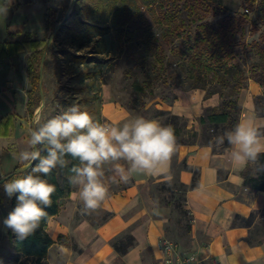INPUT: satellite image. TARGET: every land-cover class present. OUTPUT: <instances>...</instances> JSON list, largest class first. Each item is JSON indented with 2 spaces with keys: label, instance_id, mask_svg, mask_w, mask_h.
Here are the masks:
<instances>
[{
  "label": "crops",
  "instance_id": "crops-1",
  "mask_svg": "<svg viewBox=\"0 0 264 264\" xmlns=\"http://www.w3.org/2000/svg\"><path fill=\"white\" fill-rule=\"evenodd\" d=\"M54 1L0 0V177L25 166L19 154L26 145L33 117L26 111L25 63L36 44L47 38L44 16L50 13ZM261 93V86L248 79L246 88L238 94V120L253 116L260 127L264 126V117L256 116L253 107L254 97ZM203 94L197 89L179 91L166 108L197 129L196 119L202 108L218 107L220 101L216 94L207 98ZM101 111L105 122L113 126L130 120L109 99ZM210 149L197 144L178 146L166 173H134L126 184L119 182L115 165L127 168V162H107L102 179L109 191L101 207L91 215H82V204L73 189L47 221L45 231L53 243L41 263L166 264L161 242L168 238L172 203L166 196L158 203L151 188L159 193L161 184L171 187L179 183L186 187L183 207L191 220L185 242L175 244L174 256L194 254L203 264H264V191L243 186L245 167L232 164L230 148L222 153ZM193 167L198 168V177L196 185L190 187ZM169 175L170 182L165 178ZM251 213L254 219L249 226L232 224L235 216L247 218ZM127 239L132 244L125 253L115 250L113 243L121 248ZM248 239L259 243L251 246Z\"/></svg>",
  "mask_w": 264,
  "mask_h": 264
},
{
  "label": "trees",
  "instance_id": "trees-1",
  "mask_svg": "<svg viewBox=\"0 0 264 264\" xmlns=\"http://www.w3.org/2000/svg\"><path fill=\"white\" fill-rule=\"evenodd\" d=\"M238 1L242 8H237L234 12L219 13H215L206 2L182 0V6H177V2L173 1L176 8L159 11L162 20L158 21L152 20L150 16L153 14L151 6L154 0H75L71 17L56 29L49 48L60 39H65L69 44L72 51L65 50L63 56L72 61L70 78L78 84V90L84 95L80 103L76 104L100 123V97L97 93L99 78L107 60L117 56L119 52L121 65H124L123 76L130 80L136 94L149 91V97L154 98L157 96L153 92L155 88L168 89L169 93L160 99L169 105L176 99V94L172 92L174 89H201L204 90L203 98L218 95V107L202 108L197 118L198 131L190 132L191 142L182 139L178 143L206 145L211 148L212 153H222L230 146L226 143L217 146L216 137L238 121L241 114L239 92L246 88L248 79L264 87V0ZM143 5L150 6L151 13H142ZM249 11L252 13L251 17L248 15ZM219 15L221 18L217 24L208 19ZM48 16L47 12L44 16L45 31L49 35L54 26ZM155 22L158 28L153 27ZM248 23L252 24L250 30L258 33L256 40L247 44L243 36L246 32L244 25ZM110 35L117 39L116 44ZM48 39L49 36L39 41L26 58V111L30 116L40 99V63L44 60ZM89 46V50L77 54ZM238 46H242V50L248 48L258 58L247 69L240 63L241 58L235 60V49ZM253 107L256 116L264 117V93L254 97ZM155 113L165 116L166 123L173 127L176 138L182 131H186L185 120L181 117L168 111L155 110ZM260 130L264 133V126ZM39 147L43 152V146ZM67 159L69 163L66 168L57 167L48 177L57 191L52 197V206L45 209L48 217L42 220L35 233L21 240L11 229L5 227L8 251L2 264H42V259L53 243L45 231L47 221L58 212L62 202L74 189L68 184L66 176L70 174L68 169L78 161H73L70 157ZM259 159L264 163V154ZM21 169V166H17L2 177L14 178L21 174ZM190 170V187H194L198 168ZM27 171L31 172V168H27ZM241 175L243 186L264 191V171L257 172L254 165H249L245 166ZM1 183H4L3 179H0ZM158 191L166 193L167 202L172 203L180 219L188 215L183 222L184 234H187L191 217L183 207L186 187L179 183L171 187L163 183ZM16 195L9 200L6 217L16 205ZM252 219L254 213L247 218L235 216L232 224L249 226ZM248 243L252 246L259 241L248 239ZM131 244V240L127 239L121 248L115 243L113 247L118 252L125 253Z\"/></svg>",
  "mask_w": 264,
  "mask_h": 264
},
{
  "label": "clouds",
  "instance_id": "clouds-1",
  "mask_svg": "<svg viewBox=\"0 0 264 264\" xmlns=\"http://www.w3.org/2000/svg\"><path fill=\"white\" fill-rule=\"evenodd\" d=\"M27 135L26 145L19 154L26 168L16 178L0 177L9 199L18 193L16 205L3 219V225L21 240L34 234L48 217L45 209L52 206L57 191L48 177L57 167L66 168L68 157L78 163L68 169L67 182L76 189L73 195L82 204L81 214L91 215L108 195V186L102 179L105 163L127 162V168L119 163L115 165L119 182L126 184L134 173L150 176L166 173L176 151V135L170 125L143 115L131 118L122 126L100 123L75 103L44 123L35 121ZM216 141L217 146L225 143L230 146L233 165H254L255 171H264V163L259 159L264 154V133L253 116L238 120L217 136ZM39 146H43V152ZM165 178L170 182V175Z\"/></svg>",
  "mask_w": 264,
  "mask_h": 264
},
{
  "label": "rangeland",
  "instance_id": "rangeland-1",
  "mask_svg": "<svg viewBox=\"0 0 264 264\" xmlns=\"http://www.w3.org/2000/svg\"><path fill=\"white\" fill-rule=\"evenodd\" d=\"M177 2V6H182V0H173ZM172 0H154L151 8L153 10V14H150L152 20L157 19L162 20L160 12L170 10V8L175 9L176 6L173 4ZM75 0H55L53 3V8L49 13V20L53 24L54 29L52 33L47 35L48 39V47L45 52L44 60L40 64L41 69V86L39 87V96L40 99L38 101L37 107L34 109L33 117L31 120V125L33 126L34 122L39 120L40 123L46 122L48 118H54L57 115H60L63 111L66 110L68 106L73 103H80L83 95L82 91L78 90V84L71 80L69 72L73 66L71 60L67 59L63 56L65 50H70L69 44L65 39L58 40L54 46L50 47L52 43L53 34L56 29L63 23L65 20L71 17L72 8ZM140 1H138L139 3ZM195 2H206L207 5L213 8L215 13H219L221 11L226 12H234L237 8H242L241 4L238 0H195ZM172 4V5H171ZM140 5V3H139ZM150 6H142V13H149ZM160 11V12H159ZM151 13V12H150ZM214 13V14H215ZM248 15L251 17V11L248 12ZM221 15L219 16H210L208 19L213 23L217 24L220 21ZM163 22V21H162ZM250 23L244 25L245 27V35L244 42L250 43L253 40H256L257 33L256 31H251ZM154 28L157 27V22H155ZM110 38L113 39V42L116 44L117 39L110 35ZM90 46L79 51L77 54H81L86 50H89ZM119 48V47H117ZM91 54H88V56ZM121 52L117 54V56H113L111 59L107 60L104 64L103 72L101 77L99 78V88L98 95L100 97V115L102 123L105 122V118L102 115V105L106 99L113 102L114 104L119 105V107L125 112V114L131 119L137 115H143L149 119H156L163 125H168L165 120V116L158 115L155 113V110L160 111H168L169 113L175 115L169 109L166 108V104L161 101L162 96H166L169 91L168 89H160L155 88L153 92L157 94L156 97L151 98L149 91H146L142 94H136L130 84V80L124 78L123 69L124 65H121ZM241 58L240 63L242 66L247 69L253 62H256L258 58L253 53V51L245 48L242 50V46H238L235 49V60ZM262 88V93H264V87ZM196 89L189 90H180L174 89L172 92L176 94L179 91H192ZM201 90V89H197ZM204 90H202L203 92ZM171 105V104H170ZM255 108V107H254ZM258 112H260L258 110ZM178 116V115H176ZM181 117V116H179ZM185 120V129L186 131H182L180 135L176 138V148L178 146L183 145H192V144H180L179 140H186L187 142H191L190 132L198 131V123L197 129L194 126H191L188 119L181 117ZM197 122V119H196ZM189 131V133H188ZM106 165V163L104 164ZM5 172V171H4ZM16 175L14 178H16ZM3 183L0 184V256L3 258L6 256L8 248H7V240L5 238V226L3 225V219L6 218V211L8 210L9 198L4 193ZM152 196L156 199L158 203H162L161 201H165L164 192H157L155 188H151ZM177 198L178 195H175ZM168 200V199H167ZM188 218V215L185 218L180 219L176 209L171 207V211L169 214V220L167 223L166 230L168 232V240L172 241L174 244L184 243V221ZM2 258V262H3ZM1 262V263H2Z\"/></svg>",
  "mask_w": 264,
  "mask_h": 264
},
{
  "label": "built area",
  "instance_id": "built-area-1",
  "mask_svg": "<svg viewBox=\"0 0 264 264\" xmlns=\"http://www.w3.org/2000/svg\"><path fill=\"white\" fill-rule=\"evenodd\" d=\"M161 246L165 255L164 261L166 264H203L194 254L174 256L176 245L168 239H164L161 242Z\"/></svg>",
  "mask_w": 264,
  "mask_h": 264
},
{
  "label": "water",
  "instance_id": "water-1",
  "mask_svg": "<svg viewBox=\"0 0 264 264\" xmlns=\"http://www.w3.org/2000/svg\"><path fill=\"white\" fill-rule=\"evenodd\" d=\"M47 44H48V43H47ZM47 44H46V45H47ZM41 63H42V62H41ZM41 63H40V64H41ZM40 86H41V69H40V85H39V87H40ZM39 87H38V88H39ZM39 89H40V88H39ZM25 168H26V165L23 167V169H25ZM23 169H21V170H23Z\"/></svg>",
  "mask_w": 264,
  "mask_h": 264
}]
</instances>
